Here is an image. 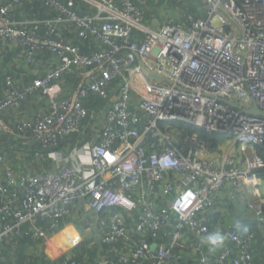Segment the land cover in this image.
Masks as SVG:
<instances>
[{"label":"built area","instance_id":"obj_1","mask_svg":"<svg viewBox=\"0 0 264 264\" xmlns=\"http://www.w3.org/2000/svg\"><path fill=\"white\" fill-rule=\"evenodd\" d=\"M18 1L0 6V51L7 39L23 47L17 58L28 65L38 51L55 55L58 64L21 88L4 72L0 114L29 97H45L47 110L21 119L17 127L27 139L49 149L55 165L41 173L30 167L19 171L0 153V170L11 189L10 200L0 198V241L25 223L44 240L47 232L37 220H46L56 230L61 219L84 204L99 222L102 241L131 242L124 217L107 211L139 208L135 231L172 226L171 242L151 249L142 239L116 264H178L173 249L189 246L186 230L202 237L208 230V212L235 200L237 192L252 195L246 206L262 220L264 116L245 109L256 105L264 112V0H202L204 17L187 26L167 20L157 28L145 24L136 0H91L97 8L94 14H77L46 0L60 14L24 24L8 16ZM60 23L73 25L79 39L91 37L99 46L91 53L83 51L62 37ZM41 24L46 37L37 35ZM143 71L166 80H150ZM71 72L81 84L65 94L60 80ZM116 78L122 82L111 89ZM89 94L108 102L102 110L105 124L99 140L89 146L88 165H66L57 147L81 133L88 116L96 113L84 104ZM200 130L227 137L211 146ZM220 191L225 196H219ZM226 237L238 255L232 258V250L224 248L217 261L253 264L254 233L227 230ZM191 251L199 253L194 246ZM65 259L64 264H75L70 255ZM199 264H211L210 257L200 254Z\"/></svg>","mask_w":264,"mask_h":264},{"label":"trees","instance_id":"obj_2","mask_svg":"<svg viewBox=\"0 0 264 264\" xmlns=\"http://www.w3.org/2000/svg\"><path fill=\"white\" fill-rule=\"evenodd\" d=\"M41 1L44 5L43 7L47 11H49V13H51L53 15H56V14L59 15L60 14V12L52 4L47 3L46 0H41ZM56 1L60 2L65 7H68L71 10L75 11L77 14H80V12L78 11L77 8L72 7V6L69 7L66 4H64V2H61L60 0H56ZM74 1H75V3H81V4L83 3L84 5H86V3L82 0H74ZM182 1L184 2L185 0H182ZM170 2H173V0H170ZM162 3H166V0H136L135 1L136 6H138L142 10L145 23H146V21H149V20H154L155 22L158 21L160 23L165 22L166 19L162 20V17L155 16L152 13L153 8L159 7ZM200 4H201V0H187L185 3H183V8L181 10L182 13H179V16L177 18H174V19L171 18V19H173V21L175 23H178L181 25H187V24L189 25L193 19L197 18L198 16L203 15V13L199 11L200 8H198V5H200ZM201 6H203V4ZM14 7L12 9H14ZM12 9L8 12V16H9V18L16 20V19H14L13 15H12V12H14V10L12 11ZM82 9H84V8H82ZM45 18L46 19H52L54 17H44V18H40V19L45 20ZM40 19H38V20H40ZM42 27H44V28H42ZM45 30H46L45 26L39 25V27L37 29V35L40 37H46ZM76 33H77V30H76ZM92 39L93 38L90 37L87 40H84L86 42L88 52H90V53H91V43H92L91 40ZM7 41H8L7 39H4L2 41V44H1L0 76H2L3 73L5 72L4 68H2L3 66L6 67L7 69H9V71H8L9 73L14 72V73H16L17 76H19V74H18L19 72L15 70L16 69L15 67H16V61H19V60L23 61L22 59L17 58V55L21 51H23V47L18 45V46L13 47L12 49H9V47L5 46ZM72 43H76V42H72ZM38 52L35 55V61L39 57ZM51 55H53V54H51ZM53 56H55V55H53ZM25 64L28 65L27 63H25ZM29 65H31V64H29ZM53 67H50L45 72L51 70ZM45 72L41 76H43L45 74ZM75 75H76V73L71 72V73H67L63 76L64 80H67L70 82L69 84L72 88H75V87L77 88L81 84V79ZM12 78H13V76H12ZM121 82L122 81L119 78H116L115 80H113L110 83L109 86L111 89H114V88H117L118 86H120ZM15 86L17 88H19V86H17L16 84H15ZM4 89H5L4 85H0V99L4 95V92H5ZM106 102L107 101H104L103 99H101L99 96H97L95 94H89L84 100V104L88 109L89 108L92 109V107H98V108L103 107L107 104ZM18 105H20V104H18ZM5 112L0 114V120L2 118H5V115H6ZM2 127L4 128L3 130H5L3 123H2V126L0 125V131H3ZM14 128L16 130H18L17 126H15ZM186 128L188 130L192 129L191 126H187ZM199 134H200V137L203 139H206L210 143L211 146H216L219 141H221L227 137L225 135H221L218 133H207V132L202 131V130L199 131ZM76 137H77V133H74L70 139L74 141L76 139ZM30 142L34 147L41 146V144L36 142V141L34 142L32 140ZM152 145H154V142L151 143V146ZM41 148H42L43 154L46 155L47 154L46 151L49 149L43 148L42 146H41ZM45 164L48 166L47 162ZM0 183H1L0 187L2 189L1 193H0V198H3L5 200H10L11 199V190L5 184L4 181H1ZM219 200L220 199H217L216 202H219ZM225 207L226 206H224L222 208H225ZM227 207L229 209H233L234 205L230 203V205L227 204ZM114 212H118L124 217V220L126 221L127 226H128V235L130 236L131 242H126L121 238L116 239L113 242H104L100 238L99 247H98V245H96L95 251H97V249L100 248L102 250V252H106V253L108 252L109 254H111L110 264L118 263L120 257L128 254L129 250L135 246V242H139L142 239L146 240L148 243L156 242L158 245L159 244L168 245L171 242L172 232H173L172 226H166V225H160L159 224L155 228L147 229L144 233H138L135 231L133 224H135L137 222V217L139 215V208L138 209L135 208L132 211H126L125 209L117 207V208H112V209L108 210L107 214L108 213L112 214ZM248 216L249 215L239 213L237 215V217H235L231 222L228 223L229 228L223 229V223L222 222L224 221V218L222 217L220 212H216L215 209H212L211 211L208 212V230L203 234L202 237L198 238V237H195L190 232V230L187 229L186 231H187V234L190 238L189 243H188L189 246L186 248H174L173 249V261L178 263V264H199L200 257L199 258L195 257L194 256L195 254L191 251V247L194 246V247L198 248V250H199L198 254H202V255L210 257L211 264H223V263H219L217 261V258L219 257V254L223 251L224 248H229L232 250V252H231L232 258L236 257L238 255V248L226 237V231L227 230H229V231L234 230V231L239 232L241 234H246L249 232L254 233V238H253L251 245H250V254L252 257L251 260H252L253 264H264V219L259 221V220H257V218L254 215L249 216V217ZM63 219H61L58 222V229L57 230L50 229L49 223L46 220H37L36 225L40 228H43L47 232V235H50V234H53L59 230V227H60L59 225L62 224L61 222ZM81 225L85 226L86 223L83 221V224H81ZM65 232H68V234H69L66 242L64 240L63 241L60 240L59 242L54 243L53 246L51 247L52 251L49 253L47 252L48 254H50L53 257L64 252L63 255L60 257H57L56 259H53V261L50 260L49 257H46L44 259L45 264H64V263H66V259H65L66 255H70L71 260L75 264H102L100 262L92 260V257L95 254V253L93 254L92 252H90L91 254H89V260L84 259V253L87 250H89L86 248L85 244H83L82 246L81 245L73 246L70 248L69 251L66 252L65 251L66 248L64 246L69 245V244L72 245L75 242V240L77 239V237H76L77 233L74 229L72 230V226H68L65 229ZM216 232H219L221 235H223L225 237L224 242L221 246L216 247L217 252L214 253L213 256L208 255L204 251V249L208 248V246L209 247H211V246L208 245L207 243H206L207 245H205V242H203V240H206L207 236L214 234ZM36 240L43 241L41 238L34 236V233L32 231V226L30 224H28V223L23 224L21 226L20 230L18 231V233H15V234L11 235L10 237L0 241V264H35L36 255H30V254L26 253V246L28 245V243L36 242ZM63 242H65V245ZM77 249H79V250H77ZM147 253H149V254L155 253V250L148 251ZM42 255L45 257V254H42ZM127 264H137V263H135L134 261H129V263H127Z\"/></svg>","mask_w":264,"mask_h":264},{"label":"crops","instance_id":"obj_3","mask_svg":"<svg viewBox=\"0 0 264 264\" xmlns=\"http://www.w3.org/2000/svg\"><path fill=\"white\" fill-rule=\"evenodd\" d=\"M8 1L10 0H0V5L6 4ZM60 1L64 2V4H66L69 7L72 6V7L77 8L80 14H94L97 10L96 6L91 2V0H82L86 3V5H84L83 3L82 4L75 3L74 0H60ZM201 5H202V0H201V4L198 5V8H200L199 11L202 12L203 15L198 16V17L205 16L204 8ZM43 6L44 5L41 0H19L16 3L14 9H12V11L14 10V12L12 11L11 12H12L14 19H16L17 22H20L22 24L28 23L30 21H36L44 17H54L55 18L58 16L57 14L56 16V15L49 13V11H47ZM41 20L42 19H40V21ZM162 23L163 22L160 23L158 21L155 22L154 20H149V21H146L145 24L150 27L157 28V27H160ZM187 25H183V26H187ZM59 30L61 32L62 37H64V39H66L69 42H76L75 44L81 45L83 51L90 53L88 52L86 42L77 37L76 28L73 27V25H68L66 23H60ZM91 42H92L91 43V52H92L95 49H97V47L99 46V43L95 39H92ZM5 46L9 47V49H12L13 47L18 46V45H15L11 43L10 41H7ZM38 55H39L38 59H36V61L31 65H26L21 60L16 61L15 70L19 72L18 73L19 76H17L16 73L14 72H10V74L11 76H13L14 84L19 86V88H21L25 83H28L30 81H33L35 78L40 77L47 69H49L50 67L56 66L58 64L57 58L48 52H39ZM2 68H4L5 72L9 73L8 72L9 69H7L4 66ZM69 83H70L69 81L64 80L63 78L60 80V85L63 88V91L65 94L72 92L76 89V87L72 88ZM0 85H2V81ZM106 103L107 104L103 107H99V108L92 107V109L89 108L90 111L96 110V113L92 112L90 116H88V118L84 122V127L82 129V132L77 133V137L74 141L69 139L67 142L57 147V151L61 152L59 154L62 157L67 159V161L64 162V164L69 165L74 162H82L84 166L88 165L89 146L99 140L100 131L103 125L105 124L104 114L102 110H104L106 106L108 105V102ZM19 104L20 105H15L14 107L7 110L5 112L6 114L5 118H2L0 120V125L2 126V123H3L5 127V130H3L4 128L2 127L3 131H0V141L5 140V139H8L9 141L8 145H2V146L0 145V153H2V155H4L7 159H9L14 165V167H16V169H19V171H23L24 169L28 167L32 168V170L37 173L51 170L55 165V160L50 156L48 152L49 150L46 151L47 153L46 155L43 154V156L40 157L41 159H44V157L49 159L50 162H47L48 166L45 164L46 162L44 161L41 163L40 162L41 160L39 158L36 159V161L31 164V162L33 161L18 162L16 161L17 159H15L16 157H11L12 153H16L17 150L23 149L22 142H24V144L26 145L27 144L32 145L30 142L32 140L29 141L26 135H22L14 127L18 126L21 119L23 118L31 119L38 112H43L47 110V101L45 97H42L40 95L29 97L25 101H22ZM98 110L100 111L98 112ZM4 143H6V141H4ZM35 148H37V150L36 152L33 151L34 153H43L41 146L35 147ZM23 150L27 152L30 149L29 147L28 148L25 147V149ZM19 153H21V151ZM31 165L34 167H32ZM104 177L109 178V174H106ZM1 181H4V179H3V174L0 170V182ZM116 181H117L116 179L109 180L110 183L117 185ZM243 195L246 196L245 193ZM215 211L218 212L217 209H215ZM87 212L88 211L86 210L85 205L82 204L78 211L65 217L62 220L61 222L62 224L59 225L60 227L58 231H56L53 234L48 235V237L44 239L43 241H39V240H36V242L30 241L31 242L30 245L28 244L26 246V253L30 255H36L35 264H45L44 259L46 257H49L50 260L53 261V259H56L57 257H60L63 255L64 252L56 255L55 257L51 256L48 253L52 251V248H50L51 250H46V246H47L48 239L58 234L61 231L63 232L58 235L56 242H59L60 240L61 241L64 240L66 242L69 234L68 232H65L64 229L68 226H72V230L74 229L76 231L77 239L72 245L69 244V245L64 246L67 249V250L65 249L66 252L69 251L70 248L73 246H76V245L82 246L83 244H85L86 248L89 249L84 253L85 260L87 259L89 260V254H91L90 252H92L93 254L95 253L94 256L92 257V260H95L102 264H110L111 254H109L108 252L107 253L102 252L100 248H98L97 251H95V246L98 245L99 247V240L101 238V232L99 230V222L97 221V219L90 220V221L86 220L85 226H82L80 224L81 222L85 220L84 213H87ZM255 217L258 218L256 214H255ZM65 242H63L64 245H65ZM203 242H205V245L207 244L209 245V243L206 240H204ZM53 244L51 245V247L53 246ZM152 244L158 245L156 242H152L151 245ZM204 251L208 255L213 256L214 253L217 252V248H212L208 246V248L204 249ZM42 254H45V257ZM194 256L199 258L200 254L194 255Z\"/></svg>","mask_w":264,"mask_h":264},{"label":"rangeland","instance_id":"obj_4","mask_svg":"<svg viewBox=\"0 0 264 264\" xmlns=\"http://www.w3.org/2000/svg\"><path fill=\"white\" fill-rule=\"evenodd\" d=\"M176 1V2H175ZM173 0V2H170V0H166V3H162L159 7H154L152 10V13L155 16H160L163 19L167 20H173L174 18H177L179 16V13H182L181 10L183 8V3H185L187 0H185L184 2L182 0ZM168 19H167V18ZM173 18V19H171ZM133 85L135 87H138L141 90H144L143 86L141 83H137V82H133ZM149 96V93H148ZM4 141H6V143H4ZM8 139L2 140L0 141V145H8ZM17 144V143H15ZM23 144V149H25V147H29L30 150H28L27 152L25 150H17L16 153H12L11 157H16L15 159H17L16 161L18 162H28V161H33L31 162L34 163L36 161V159H40L41 163L44 162H50L48 158L44 157V159H41L40 157L43 156V153H34L33 151L36 152L37 148L33 147V145H26L24 144V142H22ZM33 147V148H32ZM32 149V150H31ZM21 151V153H19ZM32 166V165H31ZM33 167V166H32ZM244 192H237L236 193V199L235 200H230V203H232L234 205L233 209H229L226 205L225 208H222V206H220V204H217L213 209H217L218 212L221 213L222 217L224 218L223 223V229L229 228L228 223L231 222L235 217H237V215L239 213H243L249 216H252L255 214L253 212H251L247 206H245L246 201L252 197V195L249 193H245L246 196H244L243 194ZM225 192L224 191H220L219 196H225ZM230 203L228 205H230ZM224 207V206H223ZM90 212V211H88ZM84 213L85 216V220L84 222L90 221V220H95L96 216L94 217V215L90 212V213ZM248 216V217H249ZM262 219H264V217H261ZM258 220V218H257ZM86 223V222H85ZM80 224H83V222H81ZM221 227V226H220ZM29 242V241H28ZM27 242V243H28ZM30 245V243H28Z\"/></svg>","mask_w":264,"mask_h":264},{"label":"water","instance_id":"obj_5","mask_svg":"<svg viewBox=\"0 0 264 264\" xmlns=\"http://www.w3.org/2000/svg\"><path fill=\"white\" fill-rule=\"evenodd\" d=\"M143 72H144L145 76L150 80H157V81L166 80L164 75L159 74L157 72H150V71H143ZM245 111L248 113H251V114H257V115L264 116V112H262L260 109H258V107L256 105H252L251 108L245 109ZM156 246H157L156 244H152L150 246V248L153 249Z\"/></svg>","mask_w":264,"mask_h":264},{"label":"clouds","instance_id":"obj_6","mask_svg":"<svg viewBox=\"0 0 264 264\" xmlns=\"http://www.w3.org/2000/svg\"><path fill=\"white\" fill-rule=\"evenodd\" d=\"M225 237L221 235L219 232L211 234L206 237V241L212 248L219 247L223 244Z\"/></svg>","mask_w":264,"mask_h":264},{"label":"bare ground","instance_id":"obj_7","mask_svg":"<svg viewBox=\"0 0 264 264\" xmlns=\"http://www.w3.org/2000/svg\"><path fill=\"white\" fill-rule=\"evenodd\" d=\"M67 228V227H66ZM65 228V229H66ZM58 229V228H57ZM56 229V230H57ZM64 229V230H65ZM63 231H61V232H59L58 234H56V235H54V236H52V237H50L49 239H48V241H47V246H46V250H50V248H51V245L53 244V243H55L56 242V239L58 238V235L59 234H61Z\"/></svg>","mask_w":264,"mask_h":264}]
</instances>
